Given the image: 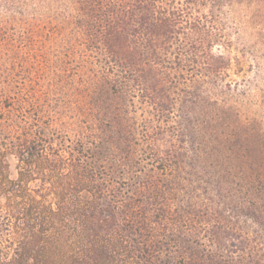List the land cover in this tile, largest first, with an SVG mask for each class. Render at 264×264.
<instances>
[{
	"label": "trees",
	"instance_id": "obj_1",
	"mask_svg": "<svg viewBox=\"0 0 264 264\" xmlns=\"http://www.w3.org/2000/svg\"><path fill=\"white\" fill-rule=\"evenodd\" d=\"M232 4L62 0L59 26L10 48L11 72L30 64L22 82L0 72V264H264L248 238L221 242L264 213L246 124L229 161L207 157L211 125L191 134V115L233 119L213 51Z\"/></svg>",
	"mask_w": 264,
	"mask_h": 264
},
{
	"label": "rangeland",
	"instance_id": "obj_2",
	"mask_svg": "<svg viewBox=\"0 0 264 264\" xmlns=\"http://www.w3.org/2000/svg\"><path fill=\"white\" fill-rule=\"evenodd\" d=\"M61 3L62 0H0V72L3 67L8 68L3 70V76L12 79V84L15 81L22 82L24 71L28 70L26 67L30 63H22L23 69L17 67L14 72H11L10 48L20 54L23 50L27 52L26 33L28 31H33L36 36L42 32L41 28L45 25L46 27L59 26L64 14ZM230 6L231 19L227 20L225 29L221 31L224 41L228 42L230 47L227 48L225 44L220 43L213 48V51L215 54L230 58V66L224 81L230 82L233 86L232 91L227 95L231 98L230 105L235 109V112L231 114L233 121L231 120L230 125L207 124L201 121L200 116L191 115L193 119L191 134L196 136L197 131H204L205 124L215 126V130L209 126L211 130L206 132L209 138L205 140L208 145L207 147L205 145L207 157L213 160L212 157L218 156L223 157L220 160L229 161L234 155H229L227 148H231L238 142L237 132H241L239 127L241 124H246L242 130L246 134L248 132L250 136L247 141L250 146L247 148L249 152L246 154L252 156L257 154L258 157L264 158V0H233ZM32 50L30 48L29 52ZM51 52L48 60L53 68L52 54L55 51ZM37 55L40 54L37 53ZM216 135L219 138L218 142H213L212 136L216 137ZM9 161V175L13 179L16 177L14 159L9 158ZM218 172L221 175L226 174L222 169ZM252 210L248 211L245 208L246 216H241L236 221L237 225L235 223L230 225L232 229H229V234L224 236L221 242L228 250L237 251L245 245V239L248 238L251 244L258 246L255 253L264 262V213L261 214L257 211L258 209L255 212ZM249 212L253 214L248 215ZM239 234H241L240 237Z\"/></svg>",
	"mask_w": 264,
	"mask_h": 264
}]
</instances>
